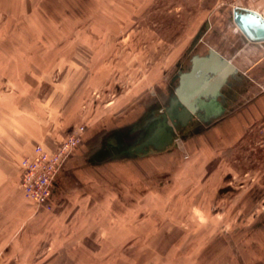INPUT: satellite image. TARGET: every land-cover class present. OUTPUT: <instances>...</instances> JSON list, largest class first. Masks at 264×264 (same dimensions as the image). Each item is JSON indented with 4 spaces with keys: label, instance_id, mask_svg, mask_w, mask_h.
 Masks as SVG:
<instances>
[{
    "label": "rangeland",
    "instance_id": "obj_1",
    "mask_svg": "<svg viewBox=\"0 0 264 264\" xmlns=\"http://www.w3.org/2000/svg\"><path fill=\"white\" fill-rule=\"evenodd\" d=\"M223 1L0 0V89H11L15 98L28 96L21 86L48 85L49 92L67 72L80 77L63 104L70 105L66 114L76 127L84 125L87 135L115 125L129 107L162 90L179 61L204 50L190 47ZM43 65L49 77L29 74ZM242 127L233 142L213 136L175 144L171 159L143 171L142 196L152 184L156 205L145 214L151 207L142 198L137 225L133 215L120 223L111 216L99 241L85 235L73 247L61 208L29 204L22 216L12 205L19 193L2 198L0 264H264V116L238 131ZM116 165L107 179L110 195L123 199ZM19 192L29 201L20 185ZM134 227L139 236L123 237Z\"/></svg>",
    "mask_w": 264,
    "mask_h": 264
},
{
    "label": "crops",
    "instance_id": "obj_2",
    "mask_svg": "<svg viewBox=\"0 0 264 264\" xmlns=\"http://www.w3.org/2000/svg\"><path fill=\"white\" fill-rule=\"evenodd\" d=\"M223 2L215 8L214 20L210 18L206 21L190 47L195 49L201 45L204 50L193 51L189 55L188 63L179 61L177 69L166 79L162 90L154 92L155 94L144 105H134L135 109L129 107L115 125L102 124L103 126L97 128V131L84 135L83 141L61 168L51 196V203L52 207L61 208V218L67 219L68 223L64 220L61 221L66 223V227H69L70 232L66 236L68 235L73 247L77 244L76 240L85 235L99 241L98 239H101L104 234L102 226L111 220L109 219L111 216L118 223L124 222L125 217L130 215H133L134 221L132 222L136 225L141 222V214L143 206H145L142 198L149 200L147 204L151 208L144 209L147 214L156 205L153 201L156 196L153 197V194L157 189L150 184L146 188L147 190L145 189L149 193L142 196L141 191L144 189L140 181L143 171L146 168L148 172L152 173L159 167L157 163L161 162V158L171 159L174 156L171 153H173L175 144L185 147L199 138H203L205 141L213 140V136L220 139L223 137V140L233 142L240 136L239 133L243 127L239 131L238 129L241 125H248L251 121L264 116V42L248 41L233 20L234 6L228 1L224 0ZM249 5L264 15V0H252ZM207 57L210 61L205 67L202 64L201 68L195 67V60L207 59ZM39 60L44 61L45 59L40 57ZM209 66H214V71ZM44 67L43 65L41 68L38 66L31 69L29 74L49 77L47 75L49 72ZM225 69H229L228 73L225 77H221L220 74ZM180 73L182 77H188L193 88L199 89L195 93L192 92L190 98L183 90L182 81L179 85L174 78ZM20 76L25 78L23 73L22 75L20 73ZM79 81L80 77H73L66 72L59 85L53 86L49 92L46 91L48 85L18 87L25 94L27 93L28 96L25 98H15L11 89H0V200L2 198L9 200L10 195L13 197L15 193H19L18 197L16 195L13 197L12 205L15 212L23 213L22 216H24L27 206L35 205V203L20 196L22 193L19 192L22 171L20 161L22 158L34 154V146L37 141L44 140L45 145L53 150L68 132L77 126V123H74L75 120L72 121V118L66 114L70 105L63 104L67 103L77 89L75 87ZM45 91L47 93L44 94ZM14 92L18 93V91ZM246 97L249 99H246L247 102L242 104V100ZM157 100L160 105L155 108V114L166 110L167 106L163 101L169 105H194V109H192L194 116L201 113L198 108H195L197 102L211 101L214 103V105H204L205 107L198 105L203 109L202 112L209 108L213 109L214 106L223 111H228L235 105L248 106L246 110L240 106L241 112L231 115L215 126L211 130L213 132L211 136L209 131L202 134L188 133L185 137L171 136V140L158 149L150 147L148 150L138 151L134 146H131L128 153L112 156L110 152L113 149L109 146L121 142L126 138V135L133 134L135 137L138 133L137 128H140L138 120ZM220 113L222 114V111ZM247 116L251 119L244 122ZM155 121L150 122L149 125H156ZM168 123H171L170 119H168ZM119 126H130L127 130L128 134L118 133L119 136H117L114 133L111 135L110 131L119 128ZM123 136L124 138H122ZM115 163L119 167L117 173L124 177L123 199H128L131 192L133 194V199L128 204L123 203L124 200L120 197L117 198L115 194L110 195V185L107 179L109 170ZM148 163L152 165L151 168L147 167ZM116 199L119 200V210L115 209ZM37 208L39 209L38 206ZM81 221H86L89 224L82 227L79 225L82 223ZM98 227L100 232L96 230ZM137 236H139V232L135 227L134 229L129 228L127 235H123L128 239ZM75 251L77 249H70L66 252L74 253ZM90 253L92 254V251ZM96 260L92 259L90 262L96 263Z\"/></svg>",
    "mask_w": 264,
    "mask_h": 264
},
{
    "label": "built area",
    "instance_id": "obj_3",
    "mask_svg": "<svg viewBox=\"0 0 264 264\" xmlns=\"http://www.w3.org/2000/svg\"><path fill=\"white\" fill-rule=\"evenodd\" d=\"M226 1L233 6L251 8L249 3L252 0ZM85 131L84 125L75 127L53 150L37 142L34 146V155L23 158L20 186L26 197L38 207L52 208L51 196L58 174L73 150L83 140Z\"/></svg>",
    "mask_w": 264,
    "mask_h": 264
},
{
    "label": "flooded vegetation",
    "instance_id": "obj_4",
    "mask_svg": "<svg viewBox=\"0 0 264 264\" xmlns=\"http://www.w3.org/2000/svg\"><path fill=\"white\" fill-rule=\"evenodd\" d=\"M174 78L176 79V82L178 81L180 85L182 81V74H177ZM163 102L165 103L167 108L163 112L160 111L161 113L158 114H155V108H157V105H160L159 101L157 100L151 105L149 104L152 107L145 111L141 118L138 120L139 124H137L140 128H137L138 133L135 135V137L133 136V134L126 135L128 134L127 130H129L130 126H119V128L110 131L111 135L114 133L117 136H119L118 133H121V135H126V138H124V136L122 137L124 138V140L122 139L121 142H116L112 144V146H109L113 149L110 152L112 156L128 153L131 149V146H134L135 149L138 151H145L148 150L150 147H153V149L160 148L161 142L160 139L156 137V130L158 129L159 125L161 126V124H163L164 114L167 113V115L169 116V111L173 112L172 105H169V103H166V101ZM198 105H203V107H205L204 105H214V103L211 101L204 103L197 102V104H195V108H198L202 114L200 113L197 116H194V114H192L186 125H183L177 119V123L171 121V123H169L172 128L171 131H169L171 136L176 137L179 135L185 137L188 133L202 134L208 132L212 130L215 126L219 125L226 118L230 117L231 115L238 114L242 110L240 109V106L236 105L228 111H223L214 106L213 109L209 108V110H204V112H202L203 109L200 106L198 107ZM221 111L222 114L220 113ZM172 114H175V112H173ZM154 120H156L155 122L157 126L152 124L149 125V123ZM133 141L135 142L133 143Z\"/></svg>",
    "mask_w": 264,
    "mask_h": 264
},
{
    "label": "water",
    "instance_id": "obj_5",
    "mask_svg": "<svg viewBox=\"0 0 264 264\" xmlns=\"http://www.w3.org/2000/svg\"><path fill=\"white\" fill-rule=\"evenodd\" d=\"M233 20L240 28V30L244 33L247 40L250 42H264V15L261 14L259 11L252 9V8H242L235 6L233 10ZM209 59L201 58L200 60H195V67H200L203 65H207L209 63ZM202 64V65H201ZM211 70L214 71V66H209ZM229 69H225L220 75L221 77H225L228 73ZM206 71V70H205ZM207 72V71H206ZM188 81V77H182V87L183 90L186 91L187 97L190 98L193 93L198 91L196 88H193L192 85ZM193 92V93H192ZM189 94V95H188ZM191 108V110H189ZM173 112L169 111V117L167 113L164 114L163 124L159 125L158 129L156 130V137L160 139L161 145H165L169 140H171V126L168 123V119L177 123L178 120L183 125L188 123L189 118L193 114L194 105H172ZM182 110V111H181ZM177 119V120H176ZM170 129V130H169ZM167 133V134H166Z\"/></svg>",
    "mask_w": 264,
    "mask_h": 264
}]
</instances>
